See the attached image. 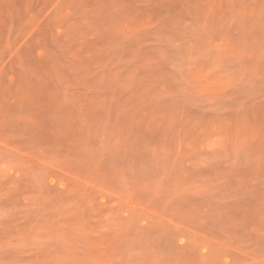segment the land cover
Instances as JSON below:
<instances>
[{
	"label": "rangeland",
	"instance_id": "1",
	"mask_svg": "<svg viewBox=\"0 0 264 264\" xmlns=\"http://www.w3.org/2000/svg\"><path fill=\"white\" fill-rule=\"evenodd\" d=\"M0 264H264V0H0Z\"/></svg>",
	"mask_w": 264,
	"mask_h": 264
}]
</instances>
